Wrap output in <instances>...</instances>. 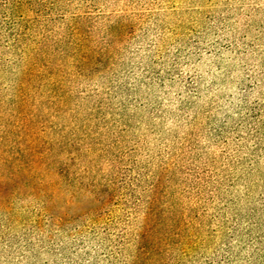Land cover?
I'll return each instance as SVG.
<instances>
[{
	"label": "trees",
	"instance_id": "trees-1",
	"mask_svg": "<svg viewBox=\"0 0 264 264\" xmlns=\"http://www.w3.org/2000/svg\"><path fill=\"white\" fill-rule=\"evenodd\" d=\"M57 4L0 0V250L17 249L14 264H24L70 223V264H264V184L252 185L264 177V67L243 75L237 108L203 147L231 162L215 185L191 173L192 150L159 158L145 175L128 171L114 185L95 161L111 163L114 145L94 137L77 102L102 89L101 72L114 66L131 24L85 14L57 21ZM127 83L134 91L146 85ZM175 171L205 185H173Z\"/></svg>",
	"mask_w": 264,
	"mask_h": 264
},
{
	"label": "rangeland",
	"instance_id": "rangeland-1",
	"mask_svg": "<svg viewBox=\"0 0 264 264\" xmlns=\"http://www.w3.org/2000/svg\"><path fill=\"white\" fill-rule=\"evenodd\" d=\"M45 1L47 6L58 3L51 14L57 21L85 14L94 23L114 16L131 24L125 42L114 51V66L107 65L101 72L105 75L98 85L102 89L95 97L77 102L94 137L97 134L95 138L114 145L107 157L111 163L95 160L101 171L115 179L114 185H122L121 176L128 171L148 174L159 158L173 154L171 159L176 160L185 150L194 152L191 173L204 172L206 185H215L211 182L228 173L231 162L203 147L218 140L214 134L221 130L219 121L237 108L243 75L252 66L264 67L262 58L256 57L264 49V0ZM220 17L226 23L219 22ZM219 31L224 36L217 39ZM221 40L235 45L224 49L218 45ZM257 44L262 48L255 49ZM127 80L146 85L134 91ZM83 106L88 107L86 113ZM241 147L233 150L240 152ZM181 171L169 173L173 185H205ZM254 181L252 185H263L264 177ZM72 233L70 223L53 230L48 235L51 243H42L32 259L29 253L24 264H70ZM13 250H0V264L15 263L20 252Z\"/></svg>",
	"mask_w": 264,
	"mask_h": 264
}]
</instances>
